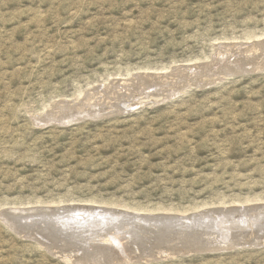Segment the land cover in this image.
<instances>
[{
  "label": "rangeland",
  "instance_id": "obj_1",
  "mask_svg": "<svg viewBox=\"0 0 264 264\" xmlns=\"http://www.w3.org/2000/svg\"><path fill=\"white\" fill-rule=\"evenodd\" d=\"M263 41L264 0H0V264H81L18 234L12 211L21 207L227 219L246 207L260 216ZM183 63L204 69L188 80L175 72ZM145 72L166 79L152 98L139 93L122 108L130 93L116 97V87ZM68 104L85 116L51 119L71 113ZM122 234L91 240L127 241ZM123 264H264V244Z\"/></svg>",
  "mask_w": 264,
  "mask_h": 264
},
{
  "label": "bare ground",
  "instance_id": "obj_2",
  "mask_svg": "<svg viewBox=\"0 0 264 264\" xmlns=\"http://www.w3.org/2000/svg\"><path fill=\"white\" fill-rule=\"evenodd\" d=\"M263 42H261V44H263ZM257 43L260 42L258 41ZM257 43H254L250 48L247 46L246 48L248 49L245 48L246 51L249 49H256V47H258ZM243 48L244 47H242V49ZM242 52L243 51H241V53ZM245 55L246 54H244V58ZM240 57L242 58L243 56H239V58ZM263 57L261 58L264 59ZM225 59L226 61L228 60L227 58ZM234 60L235 59H233V61ZM221 61L222 59L220 58V62ZM227 62H229V60ZM236 63L238 64V62ZM259 63H257L255 67H257ZM216 64L214 66H216ZM206 66L211 67V64ZM214 66L213 69L215 70L218 65L215 68ZM231 67L233 71L236 69L238 71L245 69L243 68L244 66L240 64L235 65V62H233ZM202 68L203 67H199L198 65L183 63L176 67L175 72L184 74L183 76H186V79H190L191 77H194L195 79L199 77ZM216 70L219 71V69ZM224 71L222 70L223 73ZM213 72L211 73L212 75H214ZM215 74L217 75V73ZM163 75L145 72L144 74L137 75L135 80L125 79L116 87L117 90H115L114 94L117 93L115 95L116 97L121 95V97L125 99V94L130 93L131 98L129 100H120L122 103L121 106H130L129 103L131 99H135L136 94L139 95V93H143L145 95L144 97H149L153 95V91L155 92L156 89L159 90L160 80L166 79L163 78ZM194 79L191 80L194 81ZM103 89L99 91L97 90L98 94L104 96ZM139 90L140 92H138ZM144 97L142 96L140 98ZM118 104L119 102L115 105L118 106ZM78 107L79 104H73V106L67 108L65 107L64 109L71 108V113L68 115H65L63 112L56 114L53 113L54 115L52 114L53 116L51 119L71 121L83 118L86 112L78 109ZM65 204H41L33 207V211L30 212L25 211L27 208L22 207L18 210H13L12 212L16 211V213H18L15 215L16 220H14L18 223V226L15 224L11 226L23 237L35 238L38 244L45 247L48 251L61 259L81 264H123L129 261H154L178 253H188L193 250H225L231 247L235 248V246L251 247L257 244H264V210H262L263 213L259 216L250 213L248 209H245L246 207H240V209L243 208V211H239V213H228L229 211L231 212V210L228 211L227 209L224 211H228L227 213L230 219H227L218 215V213L210 214L207 211H194L187 213L186 209L176 213L164 211L155 214L156 212L143 213L131 211L128 208H108L103 205ZM183 212H185V214H180ZM10 215H12V213ZM254 218L258 219L260 222L255 221ZM95 231H100L104 234H109L110 236L123 232L124 234H122V237L127 241H115L110 236H104L103 239L91 240L93 232ZM256 236H259L258 239ZM63 242L66 243L63 246H60Z\"/></svg>",
  "mask_w": 264,
  "mask_h": 264
}]
</instances>
